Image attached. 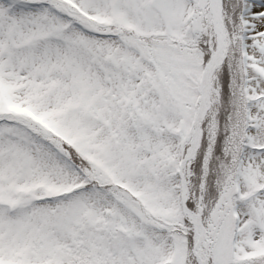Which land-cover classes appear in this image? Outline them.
<instances>
[{"label": "snow or ice", "instance_id": "1", "mask_svg": "<svg viewBox=\"0 0 264 264\" xmlns=\"http://www.w3.org/2000/svg\"><path fill=\"white\" fill-rule=\"evenodd\" d=\"M0 264H264V0H0Z\"/></svg>", "mask_w": 264, "mask_h": 264}]
</instances>
